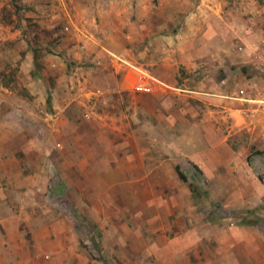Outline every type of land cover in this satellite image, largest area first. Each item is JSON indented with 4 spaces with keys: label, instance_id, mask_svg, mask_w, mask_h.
<instances>
[{
    "label": "crops",
    "instance_id": "obj_1",
    "mask_svg": "<svg viewBox=\"0 0 264 264\" xmlns=\"http://www.w3.org/2000/svg\"><path fill=\"white\" fill-rule=\"evenodd\" d=\"M190 3V9L171 13L184 19L181 27H146L160 37L155 58L149 45L135 49L129 45L131 35L119 31L94 47L80 48L76 59L84 63L76 72L68 73L62 59H48L40 81L53 96L54 113L42 115L28 97H17L0 80V264H95L74 235L73 220L60 213L71 208L66 197L77 199L81 206L76 208L95 211L99 197L94 203L84 196L121 195L125 210L146 212L155 203L151 195L165 194L163 187H150L148 157L142 142L132 138L149 130L150 102L160 117L158 130H194L212 123L224 133L219 156L209 163L201 157L191 161L208 180H226L236 172L244 187L234 196L217 192L211 181V200L225 199L246 210L264 204V188L247 189L264 177V0ZM58 65L61 72L52 89L49 75ZM33 68L28 54L22 66L26 81L20 85L30 95H36L32 87L38 80ZM180 101L195 116L198 104L211 107L214 119H181ZM96 106L110 111L99 113ZM35 114L45 134L30 133ZM99 130L112 132V141L105 143L112 153H99L104 144L93 139ZM100 179L103 191L95 182ZM169 207L161 233L149 240L157 249L156 264H264L263 221L211 223L198 213L190 187L174 191Z\"/></svg>",
    "mask_w": 264,
    "mask_h": 264
},
{
    "label": "rangeland",
    "instance_id": "obj_2",
    "mask_svg": "<svg viewBox=\"0 0 264 264\" xmlns=\"http://www.w3.org/2000/svg\"><path fill=\"white\" fill-rule=\"evenodd\" d=\"M191 6L190 0H178L175 3L168 0L164 5L162 0H0V80L5 87L15 90L17 97H28L30 103L36 105V109L42 115L45 112L54 113L53 96L48 103L50 91L47 89L45 92L40 81L48 65V59L53 61L62 59L68 73L76 72L77 65L84 63L83 61L79 63L80 61L76 59L82 55L80 48L84 50V45L94 47L99 43L98 40L119 31L131 35L132 41L129 45L135 49L140 48L142 44L149 45L150 56L155 58L159 46L156 39L159 35L147 33L146 27L177 29L181 27L184 19L180 15L173 18L171 13L188 10ZM28 54L33 60L32 73L38 77L32 87L36 95H30L28 88L21 86L23 79L26 81L24 77L26 73L22 71V66ZM57 68L56 72L52 71L53 75H49L48 81L52 89L56 88V79L61 72L59 65ZM40 95L41 101H38ZM180 104L181 119H189L191 122L196 119L199 123L203 118H213L212 108H207L202 103L198 104L199 112L196 116L184 109L182 101ZM96 108L99 113L110 111L106 109V112H101L104 109L101 110L98 106ZM148 112L149 130L142 133L138 131L132 138L135 137L138 143L142 142L141 150L148 157L150 187H163L162 191L165 194L151 195L150 198L155 199V203L146 212L125 210L124 196L104 194L84 196V199L93 197L94 203L99 197L100 205L95 211L81 210L76 208L81 206L77 204V199L69 195L66 198L70 210L60 212L68 214L73 220L74 235L79 237L81 247L90 254L95 264H156L154 252L157 249L149 240L156 238L161 233L163 225L167 223V218L163 214L165 208L166 212H172L169 206L174 191L189 188L190 184L197 189L194 199L198 213L205 214L211 223H219L224 219H228L229 224L255 225L260 221L264 222L262 218L264 211L261 210L264 209V204L256 209L246 210L237 209L232 202L225 199H210L211 181L217 192L226 191L236 196L244 187L238 173L234 172L226 180H208L191 161L195 157H201L209 163L225 149L224 146L221 147L220 142L224 133L218 130V125L215 129L212 123H202L196 125L194 130H158L159 116L154 103H149ZM31 118V125L28 126L30 133L45 134L42 128L43 121L39 116L35 114ZM98 138L104 144L99 146V153L104 154L107 151L112 153L110 145L106 146L109 140L112 141V132L99 130L93 139L96 142ZM190 143L194 145L189 146ZM132 149L139 150L140 147ZM232 149L235 151L237 146L233 145ZM176 166L181 167L188 182L180 179ZM95 182L100 184V190L105 189L104 179ZM262 188L264 177H261L257 184L253 182L247 184L250 191L257 192ZM112 199L115 203L110 202ZM114 204L122 209L115 210ZM172 221L173 215L170 216V222ZM261 229L264 232V223Z\"/></svg>",
    "mask_w": 264,
    "mask_h": 264
},
{
    "label": "trees",
    "instance_id": "obj_3",
    "mask_svg": "<svg viewBox=\"0 0 264 264\" xmlns=\"http://www.w3.org/2000/svg\"><path fill=\"white\" fill-rule=\"evenodd\" d=\"M34 61H36V60H34ZM32 76H33L34 78H38L37 75H35L34 73H32ZM50 101H51V96L48 98V103H50ZM176 171H177V173H178V175H179V177H180V179H181L182 181H184V182H188V178H187L186 175L182 172L180 166H177V167H176ZM190 190L192 191V193H193V195H194V197H195V195H196V193H197V189L195 188V186H193V184H190ZM205 195H207V194H205Z\"/></svg>",
    "mask_w": 264,
    "mask_h": 264
},
{
    "label": "built area",
    "instance_id": "obj_4",
    "mask_svg": "<svg viewBox=\"0 0 264 264\" xmlns=\"http://www.w3.org/2000/svg\"><path fill=\"white\" fill-rule=\"evenodd\" d=\"M240 94H241V96H243V95L245 94V92H244V91H241V93H240Z\"/></svg>",
    "mask_w": 264,
    "mask_h": 264
}]
</instances>
